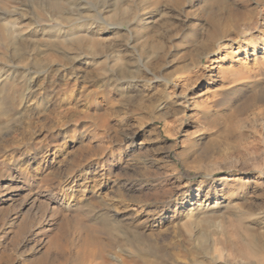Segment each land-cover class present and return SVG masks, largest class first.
I'll return each instance as SVG.
<instances>
[{
    "label": "rangeland",
    "instance_id": "rangeland-1",
    "mask_svg": "<svg viewBox=\"0 0 264 264\" xmlns=\"http://www.w3.org/2000/svg\"><path fill=\"white\" fill-rule=\"evenodd\" d=\"M209 1L0 0L17 28L44 33L28 44L58 43L27 64L47 100L37 107L11 89L0 43V264H153L147 250L159 264H264V0ZM80 5L117 22L93 51L59 44ZM226 11L245 18L228 24ZM117 199L137 228L99 227ZM88 228L99 243L83 242Z\"/></svg>",
    "mask_w": 264,
    "mask_h": 264
},
{
    "label": "bare ground",
    "instance_id": "bare-ground-1",
    "mask_svg": "<svg viewBox=\"0 0 264 264\" xmlns=\"http://www.w3.org/2000/svg\"><path fill=\"white\" fill-rule=\"evenodd\" d=\"M217 1V0H215ZM84 3V2H83ZM208 3H211V0L208 2ZM216 3V2H214ZM225 3V2H224ZM81 4V3H80ZM207 4V2L205 3ZM79 5V4H78ZM210 5V4H208ZM90 11V9L85 6V5H80L79 7V11L77 12V19L72 22V29H73V32L72 33H68V32H58L59 35H61V38L59 41L61 45H64L66 46L65 44L66 43H76L78 42L81 45H88L89 48H91V50L93 51L95 46H97V44L99 43V41L102 38V33L108 31V30H115L117 28V25L114 21L113 18H110L109 16L107 18L105 17H102L101 20H92L90 18H88L87 16H82L84 12H88ZM127 13V12H126ZM134 12H132L133 14ZM16 13L15 12H1L0 11V43L4 44V43H10V56L14 62V65L13 67L17 70H12V67L7 69V70H4L7 72V74H5L6 76L7 75H11V81L14 83L12 85V90L14 89H18L20 88V94H19V99H24L23 101H33L35 106H40V105H43L45 106L47 104V100L45 99V96H42V97H37L35 94H34V85H35V79H34V76L31 75V72L28 70L29 69V66L27 67V64L28 63H36L38 62L37 59L40 58V57H37L39 53H41L42 51H44L45 49H50L52 48L53 46H57L58 43L57 42H51V41H48L51 42L50 45L48 46H45L44 49L42 48L41 46L38 45V43L36 42H33L32 44H28V41H29V38L34 35H41L43 36L44 33L40 32V31H37V30H29V31H26V32H23V28L20 27V28H17L15 22H10L8 20V18L12 17L13 15H15ZM226 17L225 20L226 21H229V23L231 22H238V20L242 19V18H245L243 17V13L241 12H233V11H226ZM87 15V14H86ZM124 15V14H123ZM134 15V14H133ZM131 14H126L124 17V19H128L129 17H133L134 18V24L132 25H138L139 22H141L139 15L138 16H133ZM141 15V14H140ZM225 15V14H224ZM111 16V15H110ZM113 17V15L111 16ZM110 18V19H109ZM131 19V18H130ZM221 19V18H220ZM110 20V21H109ZM114 21V22H113ZM123 21V20H122ZM126 21V20H125ZM128 21V20H127ZM224 21V20H223ZM222 21V22H223ZM221 22V21H220ZM225 22V21H224ZM223 22V23H224ZM133 23V22H132ZM221 25L220 27V31L224 32V33H227L229 30H228V24L227 22L224 23ZM217 24V23H216ZM141 25V24H140ZM236 25V24H235ZM238 25V24H237ZM232 26V25H231ZM230 27V26H229ZM219 28V27H218ZM44 28H42L43 30ZM142 31V30H141ZM44 32V30H43ZM218 33V32H217ZM222 34V33H221ZM12 37L13 41H10V38L9 37ZM233 36V35H232ZM31 37V38H32ZM100 38V39H99ZM102 41V40H101ZM246 43H248V40L245 41ZM31 43V42H30ZM96 44V45H95ZM26 46L28 48H30L31 52H26L25 49H26ZM30 46V47H29ZM32 46V47H31ZM67 47V46H66ZM112 48V47H111ZM118 49V48H117ZM121 49V48H120ZM119 50V49H118ZM122 50V49H121ZM115 51V50H114ZM118 52V51H117ZM120 52V51H119ZM119 52H118V55H119ZM43 53V52H42ZM41 53V54H42ZM65 53V52H64ZM122 53V52H121ZM120 53V54H121ZM110 55V54H109ZM115 55V54H113ZM111 56V59L114 61L113 63L115 64V62L117 63L116 60H118L119 56ZM125 55V54H124ZM57 55H52V54H46L45 56L43 55V59L47 61V63H52L54 60L57 59ZM78 56L77 55H73V56H66L65 59L67 60V63H70V64H75V62L77 61H83L85 63H89V62H92L93 64L96 63V61L93 59V58H88V57H79L77 58ZM121 57V55H120ZM28 59H30V61H28ZM64 59V60H65ZM121 59V58H120ZM120 61V60H119ZM118 61V63H119ZM112 62V61H111ZM122 62V61H121ZM37 64V63H36ZM24 66L25 65V68L23 67L22 69H18L20 66ZM117 66V65H115ZM119 67L116 69V72H124L126 74H128V72L125 70L127 68L124 69V67L122 65H118ZM126 66V65H125ZM114 68V67H113ZM137 70V69H136ZM99 71V70H98ZM17 73H19V75H16ZM17 76V77H16ZM9 77V76H8ZM123 78V77H122ZM9 79V78H8ZM76 80V79H75ZM131 79H128L126 77V79H123V81H121L122 83H131ZM11 82V83H12ZM4 87V82L0 81V93H2V88ZM114 88V87H113ZM58 89V88H57ZM58 92V91H57ZM40 96V95H39ZM48 98V97H47ZM12 99V98H11ZM22 101V100H21ZM13 102V101H12ZM34 106V107H35ZM25 110V109H24ZM23 110V111H24ZM26 111V110H25ZM29 117V116H28ZM27 117V118H28ZM27 146V145H26ZM100 150L98 148H96V152L98 153ZM45 157V156H44ZM31 159L28 158V159H24L23 162H29V160ZM45 164V163H44ZM44 166V165H43ZM37 170H40V168H37ZM74 176H71V177H67V178H64L62 180V183L64 186L67 187V190L64 192V196L63 198L64 199H73V196H74V191L72 189L73 187V183L74 182V179H72ZM94 179V178H92ZM96 179V178H95ZM86 181V180H85ZM82 188H79L81 190V192H85L86 191V182H80L79 183ZM123 184V183H122ZM95 185H98L99 187H102L105 186V185H100L97 181L95 182ZM113 186H116V184H112ZM127 185V184H126ZM111 186H109L110 188ZM113 188V187H112ZM118 189V188H117ZM127 190V189H126ZM116 191V190H115ZM99 194V193H98ZM97 194V195H98ZM99 196V195H98ZM97 197V196H96ZM118 200V199H117ZM119 201V200H118ZM111 202V203H103L104 204V210L103 211H99V213L96 215L97 218H100L99 220V227L105 231V232H110L113 230L114 226L116 225H124L130 229H134V228H137V220H135V218H130L127 214L124 213V210L127 209L125 205L121 206L119 203H121L120 201L118 202ZM67 202V201H66ZM199 207L201 208H210V203L209 202H206V203H200ZM113 211L112 214H110L109 212ZM117 211L121 212V214H118ZM95 212V211H94ZM208 212V211H207ZM214 212V211H213ZM206 212H204L205 214ZM209 213V212H208ZM203 214V212H202ZM203 214V215H204ZM214 214V213H213ZM132 216V215H131ZM140 216V215H139ZM141 217V216H140ZM76 219V218H75ZM78 219V218H77ZM96 219V218H94ZM65 220H68L67 218ZM74 220V219H73ZM138 222H140L138 220ZM160 223L159 220H153L152 222L148 223L147 225L143 226L141 229H142V232L144 229H148L147 227H150L152 225H155L157 226L158 224ZM77 225V227H80L79 222L75 221V223ZM141 224V223H140ZM161 224V223H160ZM159 227V226H158ZM151 228V227H150ZM152 229V228H151ZM136 230V229H135ZM139 230V229H138ZM64 234H66V230H63ZM141 232V231H139ZM147 232V231H146ZM149 232V231H148ZM73 233V232H72ZM142 234V233H141ZM78 236V235H77ZM53 239V238H52ZM60 239V238H59ZM251 239V238H250ZM59 241V240H58ZM251 241V240H250ZM83 242L84 243H87V244H94V243H99V238L94 234V230L91 228H88V229H84L83 231ZM51 243V242H50ZM126 243V242H125ZM122 244V243H121ZM249 244H251L249 242ZM88 246V245H87ZM98 246V245H97ZM61 247V246H60ZM59 248V247H58ZM56 247V249H58ZM96 248V247H95ZM92 249V248H91ZM253 249V248H252ZM51 250V249H50ZM236 250V249H235ZM52 251V250H51ZM61 251V250H60ZM66 251V250H65ZM71 251V250H70ZM81 252V250H80ZM79 252V253H80ZM147 252H149L147 250ZM147 252H142L141 251V254H140V257L141 259L144 261V262H152L153 264L154 263H158V257L154 254V253H147ZM56 253V252H55ZM54 253V255H55ZM60 253V252H59ZM243 253V252H242ZM44 254V253H43ZM222 254V253H221ZM240 254V252H239ZM46 255V253H45ZM63 255V254H62ZM43 256V255H42ZM45 257V256H43ZM51 257V255H50ZM57 257V255H56ZM66 257V256H65ZM52 259V258H50ZM39 260V259H38ZM45 260V259H44ZM69 261V259H67ZM66 260V261H67ZM71 260V259H70ZM161 260V259H159ZM65 261V262H66ZM162 261V260H161ZM160 261V263H162ZM37 263V262H36ZM63 263V262H62ZM48 264V262H47ZM151 264V263H150ZM159 264V263H158Z\"/></svg>",
    "mask_w": 264,
    "mask_h": 264
}]
</instances>
